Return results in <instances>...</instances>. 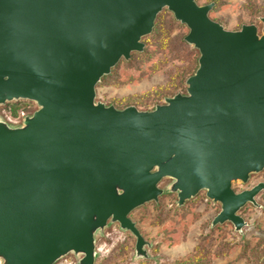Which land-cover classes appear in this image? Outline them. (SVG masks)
<instances>
[{
  "label": "water",
  "instance_id": "95a60500",
  "mask_svg": "<svg viewBox=\"0 0 264 264\" xmlns=\"http://www.w3.org/2000/svg\"><path fill=\"white\" fill-rule=\"evenodd\" d=\"M195 0H0V106L38 109L19 127L0 120V258L57 264L73 253L94 264L108 224L146 244L130 214L172 180L177 206L200 191L229 222L264 191L236 193L264 170V18L229 31ZM170 11L199 52L186 93L151 111L96 102V85L142 52L157 15Z\"/></svg>",
  "mask_w": 264,
  "mask_h": 264
},
{
  "label": "rangeland",
  "instance_id": "374dc122",
  "mask_svg": "<svg viewBox=\"0 0 264 264\" xmlns=\"http://www.w3.org/2000/svg\"><path fill=\"white\" fill-rule=\"evenodd\" d=\"M198 5L214 4L208 16L229 31L255 25L260 32L264 0H195ZM188 28L163 9L152 32L142 39L144 49L129 60H121L96 87V102L117 109L133 106L151 111L166 98L186 93V80L198 67L199 52L184 41ZM38 109L31 101L0 106V119L9 124L21 122L22 115ZM264 183V170L250 175L246 183L234 182L232 189L242 192ZM172 180L163 179L164 192L156 202H148L130 214L146 244L148 258L135 257V237L108 224L95 235L94 264H264V191L238 212L246 225L234 230L231 223L212 226L220 204L200 191L177 206L176 193L168 191ZM81 255L69 253L57 264H78ZM0 264L3 260L0 258Z\"/></svg>",
  "mask_w": 264,
  "mask_h": 264
},
{
  "label": "flooded vegetation",
  "instance_id": "af4514ba",
  "mask_svg": "<svg viewBox=\"0 0 264 264\" xmlns=\"http://www.w3.org/2000/svg\"><path fill=\"white\" fill-rule=\"evenodd\" d=\"M16 101H21V100H16ZM16 101H11V102H16ZM24 101H27V100H24ZM6 103H10V102H6ZM6 103H5V104H6ZM5 104H4V105H5ZM2 106H3V105H2ZM31 115H32V114H31ZM31 115H25V114L22 115V116H21V122L18 123V124H9V123H7V122L1 120V119H0V120L3 121L5 124H7V125L10 126V127H19V126L22 125L24 118L27 117V116H31ZM247 190H248V189H247Z\"/></svg>",
  "mask_w": 264,
  "mask_h": 264
},
{
  "label": "trees",
  "instance_id": "16d2710c",
  "mask_svg": "<svg viewBox=\"0 0 264 264\" xmlns=\"http://www.w3.org/2000/svg\"><path fill=\"white\" fill-rule=\"evenodd\" d=\"M157 16H158V15H157ZM156 18H157V17H156ZM155 20H156V19H155ZM145 37H146V36H145ZM143 38H144V37H143ZM143 38H142V39H143ZM141 41H142V40H141ZM184 41H185V40H184ZM192 47H193V46H192ZM193 48H194V47H193ZM194 49H195V48H194ZM196 50H197V49H196ZM197 51H198V50H197ZM134 53H138V52H134ZM134 53H132L131 56H132ZM131 56H130V57H131ZM197 64H198V60H197ZM197 68H198V67H197ZM112 69H113V68H112ZM112 69H111V71H112ZM196 70H197V69H196ZM196 70H195V71H196ZM110 73H111V72H110ZM110 73H109V74H110ZM194 73H195V72H194ZM109 74H108V75H109ZM108 75L103 76V77L99 80V82L97 83V85L101 82V80H102L104 77H107ZM191 76H192V75H191ZM189 77H190V76H189ZM189 77H188V78H189ZM188 78H187V79H188ZM185 84H186V82H185ZM97 85H96V87H97ZM174 96H175V95H174ZM106 106H111V105H106ZM116 109H117V108H116ZM120 110H121V109H120ZM141 258H145V257H141ZM147 258H148V257H147ZM147 258H145V259H147ZM139 259H140V258H139Z\"/></svg>",
  "mask_w": 264,
  "mask_h": 264
}]
</instances>
